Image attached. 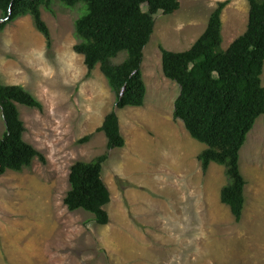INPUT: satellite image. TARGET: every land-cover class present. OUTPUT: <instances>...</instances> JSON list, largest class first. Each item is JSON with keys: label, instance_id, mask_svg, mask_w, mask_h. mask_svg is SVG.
Instances as JSON below:
<instances>
[{"label": "rangeland", "instance_id": "374dc122", "mask_svg": "<svg viewBox=\"0 0 264 264\" xmlns=\"http://www.w3.org/2000/svg\"><path fill=\"white\" fill-rule=\"evenodd\" d=\"M224 1L179 0V11L155 16L142 67L145 105L117 110L126 144L109 153L104 167L111 194L105 226L64 202L73 164L108 152L98 130L117 99L101 66L90 74L75 51L83 7L56 2L53 11L42 10L50 48L31 16L0 31V82L24 87L43 104L42 111L18 107L25 140L46 159L0 177V264H264V116L241 151L247 185L238 222L222 202L226 168L212 164L204 171L206 146L175 120L180 87L162 67L161 49L189 50ZM249 17L247 0H230L222 15L223 50L247 31ZM126 58L124 52L113 62ZM5 131L0 107V138ZM88 136V143L78 144Z\"/></svg>", "mask_w": 264, "mask_h": 264}, {"label": "trees", "instance_id": "16d2710c", "mask_svg": "<svg viewBox=\"0 0 264 264\" xmlns=\"http://www.w3.org/2000/svg\"><path fill=\"white\" fill-rule=\"evenodd\" d=\"M250 17L247 31L227 50L222 49V15L230 0L220 2L208 27L187 51L162 52L165 77L180 87L174 118L181 121L206 150L200 155L204 171L212 164L226 168L229 184L222 190V202L236 220L242 218L247 182L241 172V151L257 121L264 116V0H247ZM59 2L68 8L83 7L75 23L79 44L75 51L85 57L91 74L101 66L116 94L115 110L98 130L105 134L108 152L92 162L77 161L70 169V190L65 197L69 211H85L94 222L105 226L110 218L106 206L111 194L103 181L104 167L111 151L125 147L117 110L141 108L148 94L142 67L145 49L156 29L155 16L173 15L180 10L179 0H0L3 19L0 31L12 22L33 18L35 27L52 45L51 32L42 10L53 11ZM144 6L147 10H144ZM85 13V14H84ZM121 64L114 60L121 53ZM19 105L43 110V104L22 86L0 82V107L6 131L0 138V177L7 172H23L34 162H46L45 156L25 140L26 125ZM91 136L78 141L83 145Z\"/></svg>", "mask_w": 264, "mask_h": 264}, {"label": "water", "instance_id": "95a60500", "mask_svg": "<svg viewBox=\"0 0 264 264\" xmlns=\"http://www.w3.org/2000/svg\"><path fill=\"white\" fill-rule=\"evenodd\" d=\"M8 19H6V20H3L2 22H5V21H7Z\"/></svg>", "mask_w": 264, "mask_h": 264}]
</instances>
